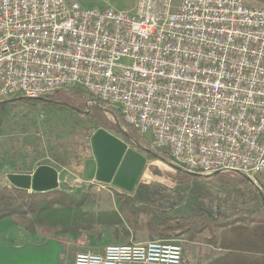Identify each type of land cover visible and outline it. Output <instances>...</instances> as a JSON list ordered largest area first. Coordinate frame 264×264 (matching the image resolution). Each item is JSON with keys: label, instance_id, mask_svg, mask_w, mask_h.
<instances>
[{"label": "built area", "instance_id": "2783aa9c", "mask_svg": "<svg viewBox=\"0 0 264 264\" xmlns=\"http://www.w3.org/2000/svg\"><path fill=\"white\" fill-rule=\"evenodd\" d=\"M172 4L136 0L130 11L0 0V97L80 88L149 133L152 146L184 170L240 172L263 191L264 7ZM73 264L189 262L180 244L155 239L79 252Z\"/></svg>", "mask_w": 264, "mask_h": 264}, {"label": "rangeland", "instance_id": "374dc122", "mask_svg": "<svg viewBox=\"0 0 264 264\" xmlns=\"http://www.w3.org/2000/svg\"><path fill=\"white\" fill-rule=\"evenodd\" d=\"M178 1L173 0L172 5L176 6ZM97 7L104 8L105 5ZM118 7L128 9L123 3ZM81 91L87 93L75 87L53 93L49 99L41 97L45 101H54L52 105L42 100L27 102L19 99L20 96L0 101V185L8 183L6 174L12 172L16 165L20 166L22 172H26L29 169L33 171L38 165L47 164L58 170L60 188L64 187L68 192L88 193L82 206L84 211H114L119 222L111 225L97 223L78 237L37 227L33 237L42 239L38 243L47 242L51 246L22 251L28 259H37L44 264H73L79 252H99L108 245L142 244L155 239H169L180 245L186 239L199 242L207 249L215 246L206 241L209 238L207 234H197L194 238H189L187 234V237L181 234L177 238L151 234L147 225L148 213L137 212L133 207L138 205H149L154 210L165 211L167 216L193 213L227 215L238 210H247V215L253 210L264 208V190L260 193L250 180L233 171H220L208 176L188 175L184 169L170 165L171 159L167 152L152 146L149 133L140 134L129 128L122 122L117 109L100 104L106 112L107 120L118 127L116 132L110 128L107 131L127 140L130 148L146 156L147 162L134 190L126 192L128 195H123V190L112 184L97 181L93 184L84 183L83 162L92 157L90 139L99 127L88 117L89 107L87 110L84 103L75 102L74 97ZM57 96L64 98L60 100ZM94 102L89 95L87 103ZM8 220L10 222H0V226L8 224L23 229ZM11 236L18 237L15 234ZM218 241L216 239L214 244L218 245ZM240 242L244 246V241ZM228 243L226 253L234 254L235 244L230 241ZM219 244L223 247L221 242Z\"/></svg>", "mask_w": 264, "mask_h": 264}, {"label": "trees", "instance_id": "16d2710c", "mask_svg": "<svg viewBox=\"0 0 264 264\" xmlns=\"http://www.w3.org/2000/svg\"><path fill=\"white\" fill-rule=\"evenodd\" d=\"M78 93L79 94L74 97L75 102L84 103L87 110L89 107L87 111L88 117L97 124L99 128L105 130L110 128L115 132L118 131L116 124L107 120L106 112L99 104L95 102L93 104L87 103L89 94L82 91ZM50 96L51 95L45 98L49 99ZM58 98L63 100L64 96ZM19 99L27 102L42 100L47 104H54V101H45L42 98L27 99L21 97ZM87 104L89 106H86ZM122 122L129 128L134 129L132 126L125 123L123 119ZM125 141L127 142V140ZM12 170V172L23 171L20 170L19 165H16ZM29 171L32 170L29 169ZM122 194L128 195L125 191H123ZM88 196V193L85 191L68 192L64 187L47 192H27L9 183H4L0 185V220L8 218L32 234L35 232L36 228L39 227L52 229L58 234H65L71 237H78L82 232L91 230L97 223L111 225L112 223L119 222V217L114 211H103L98 213L84 211L82 206ZM133 208L137 212L144 211L148 213L147 225L149 231L151 234L158 236L178 237L181 234H187L189 238H194L197 234H207L209 238L206 239V241L215 243L217 233L220 229H224L229 233L238 234L241 239H243L245 231H250L249 226L252 223H255L257 228L260 225L264 227V208L253 210L247 215V210H238L227 215L193 213L186 216H167L165 211L154 210L149 205H138ZM226 258H220V260L218 259L214 264H245L246 261L243 255L236 260H234V258L230 259L227 256Z\"/></svg>", "mask_w": 264, "mask_h": 264}, {"label": "water", "instance_id": "95a60500", "mask_svg": "<svg viewBox=\"0 0 264 264\" xmlns=\"http://www.w3.org/2000/svg\"><path fill=\"white\" fill-rule=\"evenodd\" d=\"M90 144L92 157L85 159L83 162L82 178L112 184L125 192H132L146 165V156L130 148L126 141L103 128L97 129L92 134ZM170 159V165L177 169H183L182 163L174 157H170ZM219 172H213L211 175ZM186 173L193 176L210 175ZM236 173L250 180L247 175L240 172ZM58 178V170L47 164L38 165L33 171L9 172L6 174L7 182L10 185L28 192H47L59 189ZM262 202L264 203L263 198Z\"/></svg>", "mask_w": 264, "mask_h": 264}, {"label": "crops", "instance_id": "0c3cea01", "mask_svg": "<svg viewBox=\"0 0 264 264\" xmlns=\"http://www.w3.org/2000/svg\"><path fill=\"white\" fill-rule=\"evenodd\" d=\"M71 1L79 2L84 8L96 7L97 5L104 4L105 6L119 9L118 5L123 3L128 6V9L126 10L130 11H133L136 5V0H111L112 2L110 1L108 4L102 2V0ZM243 1L250 6L264 7V0ZM0 101H4L2 97H0ZM2 221L10 222L8 219L1 220L0 222ZM26 232L27 231L24 228L21 230L20 227L15 225L3 224L0 226V264H44L37 259H28L26 254L22 253V251L33 248L36 249L37 247L45 249L48 246H51V244L47 242L38 243L42 242V239L33 237L32 233ZM13 234L18 235V237L13 238L11 236ZM182 235L186 236V234ZM217 239L219 240V243H222L223 247H221L219 243L218 245L211 243L212 246H215L211 247L212 249H207V247H203L199 242H191L185 239L184 244L181 246L183 254L189 264H214L218 259L220 260V258H226L227 256L230 259L234 258V260H236L241 255H243V258H246L245 264H264V227H262V225L257 228L255 223H252L250 225V231H245L243 239H241L238 234H233L232 232L229 233L224 229H220L217 233ZM240 240L244 241V246H242ZM229 241L236 246L235 253L230 255L226 253Z\"/></svg>", "mask_w": 264, "mask_h": 264}, {"label": "bare ground", "instance_id": "6f19581e", "mask_svg": "<svg viewBox=\"0 0 264 264\" xmlns=\"http://www.w3.org/2000/svg\"><path fill=\"white\" fill-rule=\"evenodd\" d=\"M96 102V101H95ZM97 103V102H96ZM98 104H100V103H98ZM100 105H102V104H100ZM169 155V154H168ZM170 156V155H169ZM170 157H172V156H170ZM183 168V167H182ZM186 171V170H185ZM186 172H188V171H186ZM216 172V171H215ZM234 172V171H233ZM193 173H200V172H193ZM211 173H213V172H210V173H200V174H211ZM249 177V176H248ZM250 178V177H249ZM85 180V179H84ZM251 180V179H250ZM58 181H59V178H58ZM86 181H89V180H86ZM94 181H96V180H94ZM98 182V181H97ZM251 182H252V180H251ZM101 183V182H100ZM253 184V183H252ZM254 185V184H253ZM255 186V185H254ZM256 187V186H255ZM257 188V187H256ZM258 189V188H257ZM259 190V189H258Z\"/></svg>", "mask_w": 264, "mask_h": 264}]
</instances>
